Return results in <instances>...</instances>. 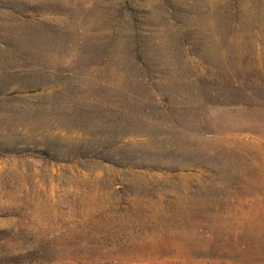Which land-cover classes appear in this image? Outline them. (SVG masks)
Returning a JSON list of instances; mask_svg holds the SVG:
<instances>
[{
    "label": "rangeland",
    "instance_id": "rangeland-1",
    "mask_svg": "<svg viewBox=\"0 0 264 264\" xmlns=\"http://www.w3.org/2000/svg\"><path fill=\"white\" fill-rule=\"evenodd\" d=\"M0 264H264V0H0Z\"/></svg>",
    "mask_w": 264,
    "mask_h": 264
}]
</instances>
